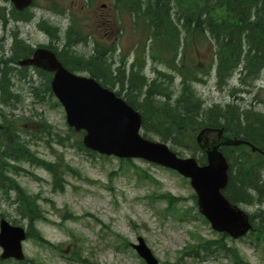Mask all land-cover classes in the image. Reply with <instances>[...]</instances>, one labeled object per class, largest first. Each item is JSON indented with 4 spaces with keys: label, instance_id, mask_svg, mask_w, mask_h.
<instances>
[{
    "label": "rangeland",
    "instance_id": "374dc122",
    "mask_svg": "<svg viewBox=\"0 0 264 264\" xmlns=\"http://www.w3.org/2000/svg\"><path fill=\"white\" fill-rule=\"evenodd\" d=\"M23 11L30 15L29 20L25 18L26 22L9 20L8 17L21 13L10 0H0V15L5 17V22L0 18V44L4 45L5 57L11 55L12 32H17L19 42L38 48L39 44H47L50 40L47 26L57 32L58 39L51 41H55L59 49L64 47L66 30L71 25L72 31L86 36L85 42L68 47L80 56H89L96 44L114 45L115 49L107 60L110 67H117L121 58H126L127 62L135 56L140 59L142 43L148 50L145 30L136 28L127 13L116 11L112 0H33L32 6L25 7ZM208 51L207 46H194L189 56L202 58ZM205 58L202 59L207 60V56ZM128 67L126 64V72ZM25 72L27 78H12L11 92L17 95L18 100L9 106L0 103V111L7 113L9 121L19 119L16 124L20 138L26 141L30 136L36 137L31 131L37 133L49 127L51 137L55 131L61 136L69 135L71 142L77 137L81 139L78 136L80 132L70 131L64 109L53 94L38 91L35 95L31 92L30 77L37 86L44 78L32 67H27ZM76 72L88 75L86 71ZM144 72L150 78L155 75L150 58ZM237 78L238 74H234L228 86L219 87L212 69L207 81L197 83L195 87L206 105L225 104L234 99L229 87L237 85ZM178 81L177 78L176 83ZM261 83V80L254 82L258 88L256 97L253 98L254 91L243 92L237 100L264 110ZM149 136L158 140L154 135ZM209 136L211 141L215 139L213 134ZM27 143L35 156L48 161L59 156L73 171L64 173L61 191L53 188L50 173L42 167L26 161H10L20 168L11 175L26 193L34 196L35 204L45 216L35 220L33 225L46 242L26 237L22 241L24 258L20 261L0 259V264H145L130 246L131 242L137 243V236L143 238L161 264H233L232 257L224 250L211 254L201 252L198 256L184 252L194 239L196 241L200 236L215 238L218 232L203 220L196 200L191 197L194 194L192 187L187 178L177 172L142 159L121 161L114 156L100 155L69 144L51 142L46 146L43 140L35 139H29ZM173 148L183 156L192 155L188 148ZM6 172L10 174L12 171ZM167 193L180 198L174 212L166 211V201L159 197ZM13 197V193L0 188V215L12 224L28 229V220L15 210ZM240 207L248 212L255 209L243 203ZM64 213L66 217H63ZM225 242L227 246L238 249L244 263L264 264V250L262 252L261 245L256 246L250 234L237 238L227 235ZM75 254L78 255L77 260L73 259Z\"/></svg>",
    "mask_w": 264,
    "mask_h": 264
},
{
    "label": "trees",
    "instance_id": "16d2710c",
    "mask_svg": "<svg viewBox=\"0 0 264 264\" xmlns=\"http://www.w3.org/2000/svg\"><path fill=\"white\" fill-rule=\"evenodd\" d=\"M112 3L116 11L127 13L134 26L147 33L148 50L144 43L140 45V59L135 56L127 62L126 58H121L117 67H110L107 60L115 46L101 44H96L89 56L77 55L68 47L85 42L87 37L72 31V25L66 30L63 48L60 46L59 49L57 44L52 46L51 43L40 46L51 48L66 68L86 71L103 86L116 88L115 93L139 111L144 136L150 137L151 134L170 143L171 147L188 148L193 156L197 155L200 164L205 163L206 155L197 143L196 134L204 128L222 129L224 134L242 138L264 151V110L237 100L241 98L239 94L258 89L254 85L257 79L262 80L264 88V0H112ZM25 16L29 20L30 15ZM0 18L5 22L4 14ZM46 31L50 39H58L56 31L48 26ZM16 34L12 32L9 57L4 56V45L0 44V103L4 106L18 100L17 95L11 92L12 78L20 80L28 77L25 72L27 66L11 67V62L16 63L18 59L29 56L32 50L30 45L19 42ZM202 45L209 48L207 55L202 57L206 59L207 56V60L191 58L192 47ZM148 58L155 74L153 78L144 72ZM126 64L129 65L127 72ZM32 68L44 81L37 86L30 77L31 92L35 95L38 91L52 95L49 84L51 73ZM212 69L219 87L228 86L229 79L238 74L237 85L229 87L230 95L234 96L232 101L206 105L198 94L195 85L206 82ZM253 93L254 98L256 93ZM7 116V113L0 111V188L6 193H13L15 210L28 220L27 237L46 242L33 225L35 220L44 219L45 216L35 204L34 196L26 193L11 175L20 168L10 161H26L42 167L50 173L53 188L62 191L64 173L73 169L59 156L53 161L35 156L27 142L35 139L43 140L46 146L51 142L77 148H83V145L80 138H74L71 142L69 135L61 136L55 131L51 137L49 127L37 133L31 131L36 137L30 136L24 141L18 134L16 123L19 119L9 121ZM70 131L75 133L72 128ZM219 149L228 163L223 194L231 203L255 207L253 212L247 211L252 226L248 234L256 246L261 245L263 252L264 154L252 151L246 144L222 145ZM177 153L182 155L180 151ZM6 170L12 172L9 174ZM159 197L166 201V211L176 210L179 197L171 193ZM191 197L196 198L195 194ZM66 215L64 213L63 217ZM226 236L225 233H218L215 238L200 236L188 244L184 252L198 256L201 252L211 254L224 250L232 257L233 264H246L240 259L238 249L226 245ZM73 259L77 260L78 255H73Z\"/></svg>",
    "mask_w": 264,
    "mask_h": 264
},
{
    "label": "water",
    "instance_id": "95a60500",
    "mask_svg": "<svg viewBox=\"0 0 264 264\" xmlns=\"http://www.w3.org/2000/svg\"><path fill=\"white\" fill-rule=\"evenodd\" d=\"M11 2L14 8L23 9L32 0ZM19 64L52 72L51 91L63 106L66 123L75 131H84L82 143L86 148L120 158H140L173 169L190 179L198 210L215 231L236 238L250 229L247 213L222 193L227 184L228 163L218 149L220 143L245 141L222 137L221 129H203L197 135V142L205 150L207 160L199 164L193 156H179L166 142L143 136L137 110L94 77L67 69L51 50L38 47L32 56L20 59ZM214 132H218L217 142H208L207 138L201 144L203 135ZM25 237L24 227L0 217V258L22 260L21 241ZM131 245L145 264H160L142 237L138 236L137 243Z\"/></svg>",
    "mask_w": 264,
    "mask_h": 264
},
{
    "label": "flooded vegetation",
    "instance_id": "af4514ba",
    "mask_svg": "<svg viewBox=\"0 0 264 264\" xmlns=\"http://www.w3.org/2000/svg\"><path fill=\"white\" fill-rule=\"evenodd\" d=\"M23 11V10H22ZM21 14L19 15V16H10V18L8 17L7 19H14V21L15 22H26L25 21V15H26V13H25V11H23V12H20ZM11 37H12V35H11ZM12 41H13V38H12ZM52 44V46H56V43H55V41H51V39L49 40V42L47 43V44ZM41 44H43V43H41ZM41 44H39V45H41ZM36 48V47H35ZM33 46H32V50H31V53H30V55L29 56H27V57H30V56H32V54H33V52H34V49H35ZM12 49V44L10 45V50ZM52 50V49H51ZM24 58V57H23ZM22 59V58H21ZM19 60L20 59H18L17 60V62L16 63H14L13 62V65H14V67H22L23 65H20L19 64ZM27 67H34V66H27Z\"/></svg>",
    "mask_w": 264,
    "mask_h": 264
},
{
    "label": "bare ground",
    "instance_id": "6f19581e",
    "mask_svg": "<svg viewBox=\"0 0 264 264\" xmlns=\"http://www.w3.org/2000/svg\"><path fill=\"white\" fill-rule=\"evenodd\" d=\"M32 6V5H31ZM30 7V6H29ZM26 10V9H25ZM23 12V11H22ZM250 231V230H249Z\"/></svg>",
    "mask_w": 264,
    "mask_h": 264
}]
</instances>
